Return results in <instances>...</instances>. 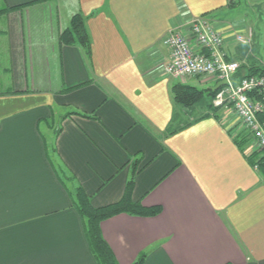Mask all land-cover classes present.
<instances>
[{
    "label": "crops",
    "instance_id": "0c3cea01",
    "mask_svg": "<svg viewBox=\"0 0 264 264\" xmlns=\"http://www.w3.org/2000/svg\"><path fill=\"white\" fill-rule=\"evenodd\" d=\"M237 1L0 0V264H98L76 190L101 208L132 178L133 202L161 213L101 224L119 264H264V176L248 141L237 146L227 113L188 121L175 105V83L216 81L164 73L171 31L199 18L246 31L226 21ZM78 13L89 56L59 39ZM227 50L244 75L264 68L253 45Z\"/></svg>",
    "mask_w": 264,
    "mask_h": 264
},
{
    "label": "built area",
    "instance_id": "2783aa9c",
    "mask_svg": "<svg viewBox=\"0 0 264 264\" xmlns=\"http://www.w3.org/2000/svg\"><path fill=\"white\" fill-rule=\"evenodd\" d=\"M252 28L244 32L223 33L206 18L196 19L171 31L164 39L170 51V60L164 67L165 75L180 81L200 78L213 79L219 88L214 105L225 112L233 111L239 122L238 130L255 144V150L264 154V77L237 75L242 64L230 59L227 44L230 40L250 47L253 43ZM256 169H258L256 167Z\"/></svg>",
    "mask_w": 264,
    "mask_h": 264
},
{
    "label": "trees",
    "instance_id": "16d2710c",
    "mask_svg": "<svg viewBox=\"0 0 264 264\" xmlns=\"http://www.w3.org/2000/svg\"><path fill=\"white\" fill-rule=\"evenodd\" d=\"M6 10H0V14ZM87 19L78 13L71 19L70 25L65 29L59 39L61 44L66 46H79L87 54L90 55V35L87 29ZM259 75L264 77V68L261 66H254L250 69L248 74H243L242 71L238 73L237 78L242 76ZM173 101L175 105L188 110L195 106H199L205 102V98L212 99L217 91L213 89L201 90L191 85H184L175 83L172 87ZM212 108V105L209 106ZM217 117V115H214ZM208 117L204 116L203 118ZM264 119V115L261 117ZM237 146L244 151V145L247 140L243 137L236 138ZM247 159L254 168L264 176V154L262 151L255 150L247 155ZM136 167V165H135ZM134 189V178H132L127 186V191L123 199L113 205L95 208L91 204L90 197L82 188L76 190L75 206L84 221L85 234L93 256L98 264H119L113 254L112 250L104 240L101 233V224L120 214H130L142 217H155L161 213L160 208H145L141 203L133 202L131 196ZM145 254H143L135 264H143L145 261Z\"/></svg>",
    "mask_w": 264,
    "mask_h": 264
},
{
    "label": "rangeland",
    "instance_id": "374dc122",
    "mask_svg": "<svg viewBox=\"0 0 264 264\" xmlns=\"http://www.w3.org/2000/svg\"><path fill=\"white\" fill-rule=\"evenodd\" d=\"M236 7L233 9V12L230 13V15L227 18L228 24H231L234 26V28L238 29L239 27H246L247 29L252 28L254 31L255 39L253 40V52L251 54L252 57L255 58L254 61L257 63H264V4L262 2H257L256 0H238L236 2ZM251 47V46H250ZM252 49V48H251ZM213 79H204L203 83H209ZM175 82V81H174ZM189 83V82H187ZM195 84V83H193ZM198 85V84H195ZM200 89V87H198ZM216 99V95L212 98H205V102L199 106H195L193 108H190L187 110V120H193L200 118L201 116H207L210 115H217V117H220L221 113H227L229 114V118L231 119V122L234 123V129L236 130L234 133L236 135L237 139H240L241 137L245 138L250 148L246 152L247 154H250L254 151L255 144L251 142V139L246 136V132L244 130H237L239 127V122L236 117V114L233 111L226 112L218 108L214 105V101ZM212 105V108H209V106ZM182 114L184 113L183 108H181ZM208 115V116H209ZM244 149H247V145H244Z\"/></svg>",
    "mask_w": 264,
    "mask_h": 264
},
{
    "label": "water",
    "instance_id": "95a60500",
    "mask_svg": "<svg viewBox=\"0 0 264 264\" xmlns=\"http://www.w3.org/2000/svg\"><path fill=\"white\" fill-rule=\"evenodd\" d=\"M224 85H226V82L224 81V82H221V83H219L215 88H213V90L214 91H218L219 90V88L220 87H222V86H224Z\"/></svg>",
    "mask_w": 264,
    "mask_h": 264
}]
</instances>
